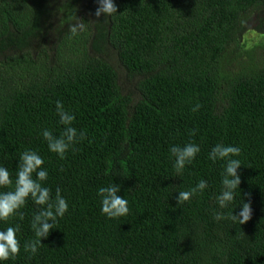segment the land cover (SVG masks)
<instances>
[{"label":"trees","instance_id":"1","mask_svg":"<svg viewBox=\"0 0 264 264\" xmlns=\"http://www.w3.org/2000/svg\"><path fill=\"white\" fill-rule=\"evenodd\" d=\"M113 3L115 14L97 17L98 0H0V51H13L0 60V166L14 187L21 153L38 152L43 185L68 203L35 255L24 243L41 206L29 198L23 220L0 221V230L20 226L21 245L0 264H264V60L239 51L264 0ZM57 101L86 133L64 159L42 136L64 128ZM189 142L201 150L177 177L170 148ZM218 143L241 149L232 157L241 183L223 209L226 161L208 158ZM202 179L208 187L178 205ZM111 184L126 216L101 212L98 190ZM248 202V222L229 218Z\"/></svg>","mask_w":264,"mask_h":264},{"label":"clouds","instance_id":"2","mask_svg":"<svg viewBox=\"0 0 264 264\" xmlns=\"http://www.w3.org/2000/svg\"><path fill=\"white\" fill-rule=\"evenodd\" d=\"M99 7L96 9L97 17L104 14L112 16L117 12V7L113 0H98ZM84 25L82 23L72 24L69 27L70 32L75 36L78 30L82 31ZM201 105L197 104L192 110L198 111ZM56 113L59 116V123L64 126L60 134L54 135L48 129L42 130V136L47 142L50 152L57 154L61 159L65 158V153L73 148L75 144L86 139L84 131L77 132L73 127L75 120L74 114L67 111L62 102H56ZM195 133H190L194 135ZM200 146L189 142L183 146L174 145L170 148L171 155L175 158L173 164L176 176L183 174L185 166L191 164L197 154L200 152ZM241 153L239 147L216 144L208 154V158L215 163L217 160L226 161V166L222 172L221 192L216 197V201L220 208H226L235 199V192L241 183L238 169L241 167V161L232 157H238ZM44 159L36 151L25 150L19 158L17 167L15 185L7 168L0 166V187L12 188L6 192H0V221H9L13 216L19 215V219L23 220L24 215L19 210L23 208L30 198L36 205L41 206L33 215L31 228L34 232L35 239L24 243V251L35 255L38 248L42 246L41 239L47 238L50 230L55 228L57 218H62L68 211V203L61 195L60 188L56 189L53 199L51 190L43 185L48 179V172L43 168ZM35 174V178H34ZM208 187L206 180H200L198 184L187 191H180L177 197V204L184 202L201 194ZM120 186L111 184L107 187H100L98 195L101 197V212L108 218H119L126 216L129 212L128 201L118 195ZM213 217L220 220L224 217L221 212H214ZM234 222L238 221L240 225L245 224L252 218L251 203H243L241 211L238 215L231 213L230 217ZM20 226L8 227L6 230H0V261L14 259L21 249L20 241L17 239V232Z\"/></svg>","mask_w":264,"mask_h":264},{"label":"rangeland","instance_id":"3","mask_svg":"<svg viewBox=\"0 0 264 264\" xmlns=\"http://www.w3.org/2000/svg\"><path fill=\"white\" fill-rule=\"evenodd\" d=\"M260 22L264 23V9L252 15L247 22L246 31L244 33L243 39L241 40V46L239 51H244L247 54L244 58H248V54L252 60L263 61L264 60V34L256 30ZM13 54L12 50L6 49L5 51H0V60L4 59Z\"/></svg>","mask_w":264,"mask_h":264}]
</instances>
